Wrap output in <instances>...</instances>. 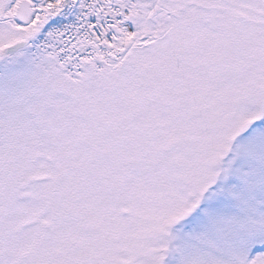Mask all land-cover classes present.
<instances>
[{
  "label": "snow or ice",
  "instance_id": "6c2138e0",
  "mask_svg": "<svg viewBox=\"0 0 264 264\" xmlns=\"http://www.w3.org/2000/svg\"><path fill=\"white\" fill-rule=\"evenodd\" d=\"M0 264H264V0H0Z\"/></svg>",
  "mask_w": 264,
  "mask_h": 264
}]
</instances>
